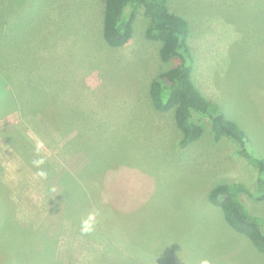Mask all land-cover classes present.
Returning a JSON list of instances; mask_svg holds the SVG:
<instances>
[{"label": "rangeland", "instance_id": "1", "mask_svg": "<svg viewBox=\"0 0 264 264\" xmlns=\"http://www.w3.org/2000/svg\"><path fill=\"white\" fill-rule=\"evenodd\" d=\"M105 4L0 0V264H264L209 201L220 184L253 189L256 172L206 121L181 145L149 95L175 62L143 10L110 47ZM168 4L189 23L195 83L264 158V0ZM240 199L264 219V201Z\"/></svg>", "mask_w": 264, "mask_h": 264}, {"label": "trees", "instance_id": "2", "mask_svg": "<svg viewBox=\"0 0 264 264\" xmlns=\"http://www.w3.org/2000/svg\"><path fill=\"white\" fill-rule=\"evenodd\" d=\"M169 0H106L103 36L113 48L126 46L134 35L137 13L143 10L149 19L145 36L161 43L160 57L165 63L174 61L170 69L161 72L151 82L149 95L159 112L173 111L182 133L181 145L197 142L205 130L198 122L206 121L215 142L230 141L237 148V157L246 160L256 172L253 189L243 182L220 184L211 189L209 201L222 209L227 223L249 238L264 255V219L251 214L240 195L246 194L264 201V158L255 156L249 148L247 133L223 109L207 98L193 78L194 56L189 45L190 26L181 15L170 10Z\"/></svg>", "mask_w": 264, "mask_h": 264}, {"label": "clouds", "instance_id": "3", "mask_svg": "<svg viewBox=\"0 0 264 264\" xmlns=\"http://www.w3.org/2000/svg\"><path fill=\"white\" fill-rule=\"evenodd\" d=\"M41 147H42V145H40V144L37 145V151H38V152H39V150H40ZM35 163H36L37 166H39V165L43 164L44 161H43V159H41V160L35 161ZM37 175H38L39 177H41V178H44V177L46 176V174H45L44 172H42V171H41V172H38ZM85 223L87 224V222H85ZM90 230H91L90 225L86 226L85 229H84V231H90ZM200 264H209V261H207V260H202V261L200 262Z\"/></svg>", "mask_w": 264, "mask_h": 264}, {"label": "crops", "instance_id": "4", "mask_svg": "<svg viewBox=\"0 0 264 264\" xmlns=\"http://www.w3.org/2000/svg\"><path fill=\"white\" fill-rule=\"evenodd\" d=\"M90 134V133H89Z\"/></svg>", "mask_w": 264, "mask_h": 264}]
</instances>
